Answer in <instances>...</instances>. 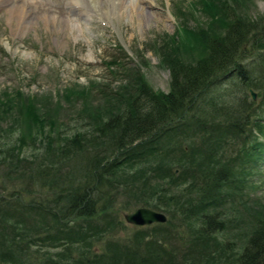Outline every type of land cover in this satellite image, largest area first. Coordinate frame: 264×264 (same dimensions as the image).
<instances>
[{
  "label": "rangeland",
  "instance_id": "obj_1",
  "mask_svg": "<svg viewBox=\"0 0 264 264\" xmlns=\"http://www.w3.org/2000/svg\"><path fill=\"white\" fill-rule=\"evenodd\" d=\"M197 1L200 0H122L124 10L121 8L110 16L106 0H100L98 5H91L87 0H0V193L9 195L8 199L12 202L8 203L10 210H22L26 212L24 217L29 216L22 222L18 212L6 215L7 222L16 226V234L12 233L9 237L21 240L34 234L31 230L39 232L37 237L46 234L43 231L45 228L39 229L35 224H31L30 228H33L27 231L22 227L24 222L25 225L32 222L44 224L40 214L33 211L30 205H24L29 200L34 201V205L53 204L55 191L50 181L66 184L85 179V155L97 147L99 153H102L101 146H106L102 143L103 137L98 136L95 140L97 145L94 143L87 150L76 151V154L69 152L60 158L53 157L51 152H45L46 142L50 140L58 144L66 136L76 134L85 139L95 130V124L90 121L88 113L83 111L85 102L82 96L74 94L65 97L62 96L63 90L69 85L77 89L89 85L86 100L91 102L90 108L106 107L115 101L113 95L124 91L120 89L122 85L131 82L141 72L153 88L168 91L171 78L169 66L162 63V56L155 45L162 43L166 33L177 35L178 28L184 24L196 29L198 22H202L201 27H207L202 8L193 4ZM138 3L147 6L146 10H141ZM227 3L233 8L229 11H235L238 15L247 12L248 18L258 20L259 25L264 23V0H227ZM181 7L184 11L190 9L194 14H188L187 19H184L179 13ZM20 9L23 12H19ZM228 13L226 12L227 19ZM246 49L242 54L243 62L250 66V73L264 75V55L259 54L262 50L253 48L250 52L249 48ZM189 58L187 57L188 60ZM237 75L232 72L214 82L211 88H207V99L213 98L220 104L245 101L254 106L256 113L264 115V106L260 104L257 90L250 84L242 83ZM16 88L24 95H29L38 119H44V124L37 126L38 132L33 140L26 133L28 129L33 130L37 123L33 116L30 119L27 114L20 113L17 106H6V94L15 95ZM249 88L257 94L254 99ZM171 130L157 143V148L151 151L154 153L131 157L129 165L122 167L118 175H111L110 182L102 189L99 205L105 201V204L112 207L111 218L120 220L117 226L110 228V232L120 237L132 236L137 228L135 225H139L127 222L123 214L140 206L142 200H149L151 205H143L152 207L153 203L161 199L164 200L163 205L170 204L169 208L175 211L174 205L179 203L174 204L172 198H169L171 194H192L195 198L202 178L195 175L197 169L193 158L207 152L212 163L216 159L233 164L235 171L232 180L223 183L222 199L218 205L220 220L225 223V227L217 234L220 239L229 242L234 250L240 251L245 245L247 234H250L251 221L255 216L253 212L262 211L260 213L264 215V160L259 157H244L248 159L244 162L245 167H242L238 159L235 161L232 156H236L242 144L236 134L221 133L219 136L222 137L206 143L203 141L202 130L193 124ZM253 134L262 138L257 129L253 128ZM200 144L205 150L203 153L189 154L181 151L185 149L189 152L190 147ZM108 152L109 150L106 153ZM184 157L190 169L186 180L152 177L160 162H168L173 168ZM55 158L60 162L56 163ZM53 159L56 165L51 170L52 173L46 176L45 179L48 180L44 181L37 173L32 175L35 167L52 163ZM34 160L35 163L31 164ZM116 175L117 180L113 182ZM15 190L19 194L13 196L11 193ZM16 197L20 203L15 201ZM65 200L67 201L62 197L58 204H65ZM162 212L169 216L165 211ZM175 214V219H178L176 211ZM217 220L215 217V221ZM148 232V235L144 233L146 237L152 235L150 229ZM152 236L162 238L160 234ZM164 236V241L176 242L174 237ZM66 243L68 242L61 239L54 242L50 238L48 240L34 236L29 247L24 249L27 255L23 256V262L20 260L18 263L39 264L49 254L56 257V251L63 252L68 259ZM74 246L77 247H72L69 251L77 254L81 248L78 244ZM196 253V250L191 252L184 247L175 249V254L186 260H197L199 255Z\"/></svg>",
  "mask_w": 264,
  "mask_h": 264
},
{
  "label": "trees",
  "instance_id": "obj_2",
  "mask_svg": "<svg viewBox=\"0 0 264 264\" xmlns=\"http://www.w3.org/2000/svg\"><path fill=\"white\" fill-rule=\"evenodd\" d=\"M193 4L202 8L206 15L204 22H207V27L202 28L203 23L198 22L196 30L184 24L178 28L177 35L166 33L162 43L155 45L162 56V63L166 67L169 66L171 78L168 91L153 88L141 72H138L131 82L122 85L120 89L124 91L113 95L115 101L106 107L90 108L91 102L86 100L89 85L79 89L69 85L63 90L62 96L65 97L74 94L82 96L85 102L83 111L88 113L90 121L95 124V130L85 139L76 134L66 136L58 144L50 140L46 142L45 152H51L53 157L60 158L69 152L76 154V151L82 152L96 144L98 136L103 137L102 143L106 146H101L102 153H99L97 147L85 155V179L78 183L66 184L50 181L52 189L58 191L57 194L53 193V204L34 205V201L29 200L24 205H30L44 221L42 225L38 222L25 225L24 222L22 227L26 231L33 228H30L31 224H35L39 229L45 228L43 231L46 234L38 236L39 238L68 242V259L64 257L63 252L56 251V257L53 258L49 254L41 259L39 264H264V215L260 213L262 211L253 212L255 216L251 221L250 234H247L245 245L240 251L234 250L229 242L218 237V231L225 227V223L220 220L221 213L218 212L222 199L221 190L223 183L232 180L235 170L233 164L228 162L215 159L212 163L209 153L204 152L201 144L190 147L189 152L181 150L189 154L204 152V155L193 158L194 167L197 169L195 175L202 178L195 198L192 194L186 196L185 193L169 196L174 204L179 203L174 205L178 219H175V211L169 208L170 204L163 205L164 200L160 199L152 204V208L165 211L169 215L164 223L135 225L137 228L132 236L120 237L110 232V228L117 226L120 221L111 218L112 207L105 204V201L99 205L100 193L106 188L105 184L110 182L111 175H118L122 167L131 161V157L154 153L151 151L157 148L161 138L177 127L193 124L202 130L203 141L206 143L216 141V138L222 137L219 136L221 133L236 134L242 144L236 156H232L235 161L238 159L242 167H245L244 162L249 158L259 157L264 160V115L256 113L254 106L245 101L220 104L217 100L207 99L205 96L207 88H211L218 79L233 72L238 74L242 83L250 84L257 90L260 104L264 106V75H260L263 78L252 75L250 66L243 62L242 55L246 48H249L250 52L253 48H260L262 53L259 54L264 55V23L259 25L258 20L248 18L247 12L238 15L235 11H229L232 7L227 0H200ZM226 12H229L228 19ZM179 13L187 19L188 14L193 12L190 9L184 11L181 7ZM187 57H190L189 60ZM262 66L264 72V65ZM15 91V95L6 94L5 100L8 98L9 101L6 106H17L19 112L27 114L30 119L33 116L37 123L33 130L26 131L33 140L39 125L44 124V119H38L34 111L35 105L29 95H24L18 88ZM253 128L257 129L262 138L253 134ZM55 159L56 163L60 162ZM54 161L53 159L52 163L38 165L36 170L31 172L32 175L37 173L44 181L48 180L45 178L55 169ZM179 162V165L173 168L168 162H158L152 177L186 180L189 166L185 157ZM30 163L34 164L35 160ZM117 175L113 177V182L117 180ZM11 194L18 195L19 191L15 190ZM8 196L0 193V236H3L0 238V264H19L20 260L23 262V256L27 255L24 249L29 247L34 236L38 238L39 232L31 230L34 234L21 240L9 237L12 233L16 234V226L7 222L6 215L18 212L22 222L29 216L24 217L26 212L22 210H10L8 203L12 202ZM62 197L67 201H64L65 204H58ZM15 199L16 202H21L17 197ZM143 204L151 205L149 200H142L141 205ZM148 229L152 235L160 234L162 238H154L152 235L146 237L145 234H149ZM163 236L174 237L176 242L168 243V240L164 241ZM74 244L81 248L75 255L69 251L72 247H77ZM180 246L185 250L190 249L191 252L196 250L199 255L197 260L178 257L175 249L181 248Z\"/></svg>",
  "mask_w": 264,
  "mask_h": 264
},
{
  "label": "water",
  "instance_id": "obj_3",
  "mask_svg": "<svg viewBox=\"0 0 264 264\" xmlns=\"http://www.w3.org/2000/svg\"><path fill=\"white\" fill-rule=\"evenodd\" d=\"M250 94H252V99L255 98V91L249 88ZM123 216L126 218L127 222H130L132 225H144L154 222H162L164 223L167 219V215L163 213L161 210L152 209L150 206H138L137 208L133 209L131 212H124Z\"/></svg>",
  "mask_w": 264,
  "mask_h": 264
},
{
  "label": "bare ground",
  "instance_id": "obj_4",
  "mask_svg": "<svg viewBox=\"0 0 264 264\" xmlns=\"http://www.w3.org/2000/svg\"><path fill=\"white\" fill-rule=\"evenodd\" d=\"M87 1L90 2L91 5H96V4L98 5V4H100V3H99L100 0H87ZM121 1H122V0H106L105 3H107V6L110 8V9H109L110 13L108 12V13L110 14V16L113 15V14L115 13V11H116V12H119V11L121 10V8H122V6H123V5H121V3H122ZM124 1H125V0H124ZM137 1H139V2H143V0H137ZM83 3H84V2H83ZM124 3H125V2H124ZM138 4H139V3H138ZM133 6H135V4H134ZM136 6H137V5H136ZM24 7H25V6H24ZM138 7H139L141 10L144 11V10H146V7H147V6H145V5L143 6L142 4H139ZM138 7H137V8H138ZM137 8H136V9H137ZM21 9H22V8H21ZM21 9H20L19 12H23V10H21ZM122 9H123V8H122ZM18 10H19V9H18ZM123 10H124V9H123ZM132 11H133V10H132ZM139 11H140V10H139ZM17 12H18V11H17ZM25 12H26V11H25ZM140 12H141V11H140ZM141 13H143V12H141ZM21 14H22V13H21ZM15 15H16V14H15ZM88 16H89V15H88ZM119 16H120V15H119ZM17 17H18V16H17ZM31 17H32V16H31ZM20 19H21V17H20ZM23 19H24V18H23ZM39 19H41V18H39ZM48 20H49V19H48ZM48 20H47V21H48ZM20 21H21V20H20ZM20 21H19V22H20ZM23 21H24V20H23ZM30 21H31V20H30ZM19 25H21V24L19 23Z\"/></svg>",
  "mask_w": 264,
  "mask_h": 264
}]
</instances>
